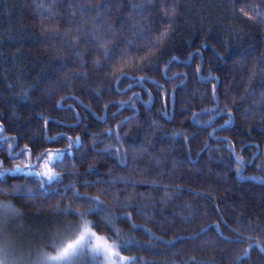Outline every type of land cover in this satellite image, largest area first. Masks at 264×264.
<instances>
[{
    "label": "trees",
    "instance_id": "obj_1",
    "mask_svg": "<svg viewBox=\"0 0 264 264\" xmlns=\"http://www.w3.org/2000/svg\"><path fill=\"white\" fill-rule=\"evenodd\" d=\"M38 2L40 0H0V122L3 123L0 136L12 137L10 143L15 142V138L18 137L19 146L16 150L19 151L29 143L30 137L41 135L45 131L43 120L38 115L43 113L44 117L50 118L46 129L49 135L58 132H66L73 137L82 135L85 139L84 149L81 151L87 150L91 144L90 132H101L108 127L120 132L121 139L125 141V148L145 142V137H150L147 123L157 118L156 109L161 108L165 102L157 97L156 104L150 106L151 113L138 105V119L120 129L117 122L131 116L132 111L109 107L105 112L104 104L127 100L132 92L127 95L106 93L103 100L98 103L85 91V87H96L91 81L82 79L73 81L69 77L70 87L64 84L57 85V81L66 78V74L60 72L62 66L60 59L63 53L57 52L53 47L59 45L61 40L41 35L40 17L36 8ZM44 2L48 3L49 0ZM99 2L100 0H84V3ZM233 2L235 7H240L257 0H179L180 15L176 20L175 33L168 51H173L183 60L188 58L190 52L195 54V49L201 47L204 41L207 43L201 48V55L189 61V68L174 65L169 71V75L173 72L187 73L186 91L183 96H177V118L167 124L160 120L169 133L181 127L182 120L183 127L189 133L199 127L179 114L181 101H191L193 93L197 90L199 91L186 115L202 107H211L207 101L199 103V92L207 89L210 94L211 83L205 84L200 81L198 84V77L193 75L195 65L201 60L202 75L207 76L211 69L212 74L219 77L218 95L221 98V107L224 103H231L232 95L239 100L243 88L248 86L241 74L232 72V65L244 59L247 61V67L253 66L254 58L264 52V28L245 21L232 11ZM66 5L67 0H56V8L53 9L64 13L57 16L62 24L67 23ZM113 14L115 15V10ZM144 14L148 16L152 29L159 27L161 17L156 7L151 8L150 14L148 9H145ZM44 15L48 13L44 12ZM234 28H242V31L233 34ZM219 53L224 54L222 60L218 59ZM68 63L71 67L70 60ZM89 75L91 76V73ZM149 75L150 78L163 83L159 75ZM32 82L37 84V90L31 92L29 100L20 99L17 94L22 90H28ZM172 83L165 85L169 93L172 92ZM54 85H56L54 94L49 96L47 89ZM144 87L148 89L147 85ZM261 87L264 85L256 84L255 95L242 104L241 108L248 107L253 100L259 103L261 93L264 91ZM134 91L139 92V87ZM142 95L144 100L148 99L146 94ZM70 96L79 97V100L61 99ZM57 101L63 107L50 110ZM79 101L88 105L91 111L80 107ZM68 105H72L83 118V123L72 130L64 127L76 123L72 118L73 112L65 110ZM168 107L169 109L172 107L170 102ZM113 113H116L114 118ZM100 115H106L107 122L101 123L97 119ZM237 120L235 127L229 126L230 131L219 129L218 126L224 123L219 118L212 127L217 129V136H226L232 140L237 152L246 158L256 159L252 157V152L261 151L260 159H264V125L261 124L259 116L254 118L250 116L247 120L238 117ZM212 127L205 132L196 133L197 138L189 145L190 154L182 142L176 145L164 144L158 136L154 141V148L144 155L134 157L129 151L128 167L123 170L121 166H115L113 156L93 158L89 153L85 160L77 158L75 161L76 172L83 173L88 164L93 163L101 175L108 174L111 169L112 174L128 176L132 183L137 184L135 189L137 195L132 203L141 209V214L134 216L132 223L150 230L154 238H150L143 230L131 231L128 224L116 223L117 229L125 238L131 237L139 242L138 247H132L126 253L137 257L136 264H186V262L193 264L190 260L192 257L195 258L194 264H264V251L261 250V247H264V180L258 178L264 177V171L260 172L255 168L260 159L253 160L251 165L246 166L247 170L243 175L237 176L230 163L225 162L228 159L226 149L223 152H212L214 159L211 162H208L207 151H199L197 156V151L204 141L212 148L216 147L215 139L208 135ZM241 142L244 145L243 149L240 148ZM109 143L115 147L114 140L105 139L98 144V148L102 149ZM66 144L65 139L60 140L55 146L65 147ZM29 146L31 147L30 144ZM161 149L164 150L163 153ZM37 151H43V148H38ZM7 155H9L7 145L0 142V156ZM221 156L223 159H220ZM173 157L182 162V166L175 170L171 164ZM32 159L35 163V157ZM24 162L26 161L23 157L10 161L21 165ZM71 163L72 161L67 162L68 167L65 170H73ZM70 179L74 178L65 177V183L70 182ZM141 180H154L158 184L167 185L170 191L166 195L163 189H150L137 183ZM8 182L23 184L24 180L10 179ZM28 186L34 187L32 184ZM52 187L56 185L53 184ZM176 188L180 191H174ZM8 191L10 193L11 189ZM80 191L96 194L95 189L80 188ZM112 191L118 194L123 202L134 190L121 184ZM139 193L145 195L140 196ZM46 195L50 199L43 202L40 199L28 202L15 199L11 195H0V203H11L16 210L14 213L4 212L1 218L5 226L0 235V244H3L0 245V264H45L46 257L55 253L60 238L67 237L76 230L80 222L76 213L73 211L66 214L63 206L59 209L55 207L56 200L59 199L58 193L50 192ZM142 205L148 207H141ZM111 206L109 203V207ZM82 207L87 208L88 205L84 204ZM124 211L128 212L131 209ZM88 218L98 231L105 233L111 231L105 213L93 211ZM12 226L18 229L15 232L11 231V235L6 231ZM206 226L210 227L207 231L201 232ZM249 245L250 254L238 262L237 258L241 257Z\"/></svg>",
    "mask_w": 264,
    "mask_h": 264
},
{
    "label": "snow or ice",
    "instance_id": "obj_2",
    "mask_svg": "<svg viewBox=\"0 0 264 264\" xmlns=\"http://www.w3.org/2000/svg\"><path fill=\"white\" fill-rule=\"evenodd\" d=\"M156 7L161 17L158 28L152 29L148 22L145 9L149 14L151 8ZM37 14L40 17L41 35L51 36L53 39H60L59 45H53L57 52L63 53L60 59V72L66 74V78L57 81V85L64 84L70 87L69 77L71 80L82 79L91 81L96 85L95 88H86L90 96L99 103L103 100L104 95H127L129 92L133 94L127 100L118 102H110L104 104L105 112L109 107L126 108L132 111L131 116L124 117L118 121L117 125L120 129L125 124H130L133 120L138 119V105L143 106L148 113L152 112V107L157 102V97L161 98L165 103L161 108L156 109L157 118L147 123L150 130V137H145V142L140 145H129L125 148V141L121 139L120 132L111 127L103 129L101 132H90L91 144L85 151L84 137L82 135H68L66 132H58L55 135H49L46 131L49 119L44 117L43 113H38L44 123L45 131L41 135L29 138L26 143L17 151L19 146V138H15V142L10 143L12 137L0 136V142L7 145L9 155L0 156V195H11L15 199H23L32 202L40 199L42 202L50 199L46 194L56 192L59 199L56 200L55 207L57 209L63 206L64 212H75L80 218V222L76 230L67 237H61L60 243L56 247V251L52 255H48L45 264H136L137 257L130 256L126 253L132 247H138L139 242L131 237L125 238L117 229L116 223H125L130 225L131 231L143 230L150 238L152 233L150 230L142 229L141 225L132 223L134 216L141 214V209L132 203L136 197L135 191L137 184L132 183L128 176L114 175L109 170L108 174L101 175L96 170L97 166L89 163L83 173L75 171L77 158L85 160L91 153L93 158L96 156H113L115 166H121L122 170L128 167V153L131 151L133 156H142L154 148V141L159 136L162 143L176 145L182 142L187 151L191 152L189 147L192 140L196 139L197 132H205L212 127L217 118L224 121L218 127L222 131H230V127H235L238 123L237 118L240 117L247 120L250 116H259L260 122L264 125V91L261 93L259 103L253 100L248 106L241 108L249 98L256 93V84L264 85V52L254 58L252 67H247V61L241 59L233 63L232 72L239 73L243 76L247 83V87L243 88V94L237 100L235 95L231 96V103H224L221 107V98L218 95L219 77L212 74L209 69L208 75H202L203 62L195 65L194 76L198 77L197 83L203 81L205 84L211 83V92L205 89L199 92L200 101L203 104L207 101L211 107H202L198 111H191L189 106L195 100L197 92L193 93L191 101H181L180 115H184L186 119L193 122L199 127L189 133L183 127L184 121H181V127L176 128L169 133L160 123L162 119L165 124L171 123L177 118L176 104L177 96H183L186 91L187 73L173 72L169 75L170 69L176 65L189 68V61L195 59V56L201 55V48L207 43L204 41L201 47L195 49V54L190 52L187 59L181 60L180 57L169 52L168 48L171 43L173 34L175 33V24L179 12V0H100L99 3H84V0H67L66 15L67 23L62 24L57 16L64 13L53 11L56 8V0H44L36 5ZM43 9V12L39 10ZM115 10V15L113 14ZM231 10L238 16L243 18L257 27L264 28V0H257L251 4L235 7L231 5ZM47 12L48 15H44ZM94 13V15H93ZM242 31V28H234L233 34ZM223 53H219L218 59H223ZM71 61V67L68 61ZM91 73V76L89 75ZM159 75L163 83L156 79L150 78V75ZM179 81V83H175ZM172 83V92L169 93L165 87L168 83ZM121 85H126L121 87ZM147 85L148 90L144 86ZM56 85L47 89L48 95L54 94ZM139 87L140 91H134ZM243 87V85H242ZM38 86L35 82L29 86L28 90H22L18 93V97L23 100H29L31 92L37 90ZM264 89V87H261ZM153 90L155 95H153ZM143 94L148 99L144 100ZM227 95V93H226ZM79 100V97H62L61 99ZM172 107L169 109L168 103ZM80 107L86 111H91L88 105H84L83 101H79ZM59 107H63L59 101L52 106V111ZM73 112L75 124L64 125L72 130L83 123L80 113L75 111L72 105H68L65 109ZM95 115V113H93ZM116 113H113V118ZM207 119H203L204 117ZM97 119L101 123L107 122L106 115H100ZM58 123V121H53ZM87 127V125H85ZM251 127V124H249ZM0 131H3V123L0 122ZM217 129L212 127V131L208 133L216 142V147L212 148L207 141H204L202 147L197 151H207L209 153L208 162L214 157L212 152H228V159L225 162L230 163L231 169L235 175L242 176L247 170L246 166L251 165L253 160L260 159L261 151H253L252 158H246L236 150L235 144L228 137L217 136ZM127 135V133H125ZM100 137V139H97ZM67 141L65 147H56L60 140ZM105 139L114 140L115 147L109 143L106 147L100 149L98 144ZM31 145V147L29 146ZM43 148V151H37ZM240 148L244 145L241 142ZM259 149V145H257ZM161 149V153H163ZM25 158L22 165L10 163V161ZM35 157V163H33ZM223 159V156L220 157ZM72 161V171L65 170L68 167L67 162ZM159 163V161H157ZM171 164L175 170L182 166V162L176 158H171ZM8 165V166H5ZM258 171H264V159H260V163L255 164ZM60 169V170H57ZM17 174H22L18 176ZM89 176H95L96 179H89ZM65 177L74 178L70 182L65 183ZM83 177V178H81ZM23 179L24 183L9 184L10 179ZM31 178V179H30ZM264 180V177H258ZM137 183L145 185L150 189H163L165 194L170 191L167 185L156 183L154 180H141ZM32 184L34 187H29ZM55 184L56 187H52ZM132 187L133 192L121 202L119 195L114 194L112 189L118 185ZM80 188L95 189V195L88 192L82 193ZM8 189H11L9 193ZM174 191L179 192L176 188ZM140 196L145 193H139ZM108 201V203H106ZM109 203L112 205L109 207ZM87 204V208L82 206ZM141 207H148L142 205ZM83 209V210H81ZM124 209H131L125 212ZM0 210L4 212L14 213L16 210L11 203H0ZM93 211H99L106 214V219L110 227V232H100L88 218ZM185 219V217H181ZM218 226V225H217ZM208 227L201 229V232L207 231ZM178 239V238H174ZM173 241H169L171 243ZM259 245V241H257ZM264 251V247H261ZM251 245H249L240 259L250 254ZM194 257L190 260L194 264ZM187 264V262H186Z\"/></svg>",
    "mask_w": 264,
    "mask_h": 264
},
{
    "label": "rangeland",
    "instance_id": "obj_3",
    "mask_svg": "<svg viewBox=\"0 0 264 264\" xmlns=\"http://www.w3.org/2000/svg\"><path fill=\"white\" fill-rule=\"evenodd\" d=\"M4 214H5L4 211L0 210V235H1V232L3 231L2 229H4L3 227L5 226L3 220L1 219L2 215H4ZM17 229H18V227L12 226L10 228V230H8L6 232H10V234L12 235L11 231L15 232ZM1 243H5V242H1ZM0 245H3V244H0ZM32 251H34V250H32ZM36 253H37V251H36Z\"/></svg>",
    "mask_w": 264,
    "mask_h": 264
},
{
    "label": "clouds",
    "instance_id": "obj_4",
    "mask_svg": "<svg viewBox=\"0 0 264 264\" xmlns=\"http://www.w3.org/2000/svg\"><path fill=\"white\" fill-rule=\"evenodd\" d=\"M81 210H83V209H81Z\"/></svg>",
    "mask_w": 264,
    "mask_h": 264
}]
</instances>
